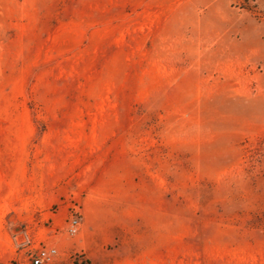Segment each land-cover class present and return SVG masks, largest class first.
<instances>
[{
	"label": "rangeland",
	"instance_id": "1",
	"mask_svg": "<svg viewBox=\"0 0 264 264\" xmlns=\"http://www.w3.org/2000/svg\"><path fill=\"white\" fill-rule=\"evenodd\" d=\"M49 245L264 264V0H0V264Z\"/></svg>",
	"mask_w": 264,
	"mask_h": 264
},
{
	"label": "built area",
	"instance_id": "2",
	"mask_svg": "<svg viewBox=\"0 0 264 264\" xmlns=\"http://www.w3.org/2000/svg\"><path fill=\"white\" fill-rule=\"evenodd\" d=\"M80 227V213L76 206H72L70 215L65 227V233L73 237L78 233ZM58 257V251L54 245L38 247L29 256L30 264H50Z\"/></svg>",
	"mask_w": 264,
	"mask_h": 264
}]
</instances>
